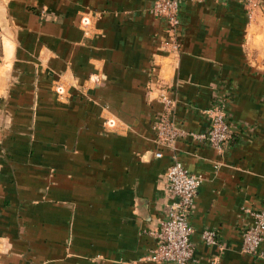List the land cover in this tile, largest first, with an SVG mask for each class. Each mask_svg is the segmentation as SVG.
<instances>
[{
  "label": "crops",
  "instance_id": "1",
  "mask_svg": "<svg viewBox=\"0 0 264 264\" xmlns=\"http://www.w3.org/2000/svg\"><path fill=\"white\" fill-rule=\"evenodd\" d=\"M154 4L0 0V264H170L144 257L174 159L203 177L201 264H264L238 227L264 204V0H180L174 31ZM164 91L186 132H206L227 99L226 148L159 143ZM213 228L210 246L201 232Z\"/></svg>",
  "mask_w": 264,
  "mask_h": 264
},
{
  "label": "built area",
  "instance_id": "2",
  "mask_svg": "<svg viewBox=\"0 0 264 264\" xmlns=\"http://www.w3.org/2000/svg\"><path fill=\"white\" fill-rule=\"evenodd\" d=\"M243 1L250 11L257 2V0ZM179 7L180 0H155L152 12L166 18L174 31L179 24ZM84 23H88V20L84 19ZM55 88L60 95L65 92L61 83H58ZM160 100L164 108L153 123L159 143L171 145L183 136H190L207 141L214 148L223 150L233 139V124L227 113L229 104L227 99H219L210 106L211 125L203 133L186 132L176 125L173 114L176 105L174 96L164 91ZM105 122L109 127H114L116 124L111 118L106 119ZM156 156L160 157L162 153L158 151ZM165 178V195L169 201L162 212L157 228L152 231L156 240L155 247L144 258L158 263L201 264L192 239L195 228L191 223V215L195 206V197L203 185V177L185 168L180 160L174 159L165 172ZM246 214L251 221L242 222L238 226L241 233L240 249L246 253L264 256V250L261 249L264 242V204L258 209H246ZM201 239L210 246L220 242L216 228L204 229L201 232ZM206 264H218L217 258H210Z\"/></svg>",
  "mask_w": 264,
  "mask_h": 264
}]
</instances>
